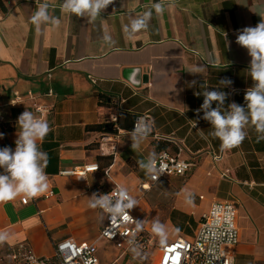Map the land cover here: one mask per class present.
<instances>
[{"label":"crops","instance_id":"obj_1","mask_svg":"<svg viewBox=\"0 0 264 264\" xmlns=\"http://www.w3.org/2000/svg\"><path fill=\"white\" fill-rule=\"evenodd\" d=\"M42 3L60 19L59 27L47 24L38 30L32 23ZM62 3L0 0V148L15 150L18 117L26 110L51 128L38 142L48 156L49 190L28 198L27 205L23 195L0 203V234L7 236L0 242V264H20L10 255L21 245L52 258L65 239L96 243L106 217L89 207L88 199L115 184L139 199V216L140 202L148 205L142 195L152 187L158 192L153 204L165 212L167 242L192 238L214 202L234 203L240 230L235 264H264V140L248 126L239 146L221 151L203 112L197 114L204 100L198 94L205 88L223 91L225 108L233 102L245 106V93L254 83L248 72L251 57L236 38L264 19V0H112L95 20L64 13ZM155 3L164 5L163 13H156ZM149 11L147 27L134 31L133 20ZM105 34L111 41L104 40ZM225 78L231 85L219 87ZM50 90L54 96H47ZM29 92L36 94L35 101ZM16 96L20 100L12 103ZM34 105L53 108L41 115ZM117 113L148 117L149 133L88 130L115 123ZM163 151L196 166L186 178L150 184V173L138 162L150 157L154 162ZM90 164L100 170L84 179L64 174ZM160 183L178 186L172 194L157 188ZM103 242L115 249L101 241L99 253ZM120 259L116 255L111 264Z\"/></svg>","mask_w":264,"mask_h":264},{"label":"clouds","instance_id":"obj_2","mask_svg":"<svg viewBox=\"0 0 264 264\" xmlns=\"http://www.w3.org/2000/svg\"><path fill=\"white\" fill-rule=\"evenodd\" d=\"M111 3L112 0H63L61 10L76 17L95 20ZM48 7L46 3L40 4L31 17L38 30L43 25L59 27L61 23L58 17L49 15ZM152 7L158 14L165 10L162 3H155ZM151 15L149 11L143 17L133 20L132 29L135 31L146 28ZM104 40L111 41V37L105 34ZM236 43L247 49L251 57L248 72L254 83L245 93V106L233 102L225 108L226 94L223 91L205 88L198 94L203 95L204 100L197 109V114L203 112L202 119L208 121L212 128L209 135L220 141L221 151L239 146L247 135L245 129L248 126L254 127L258 133V140H264V19L255 27L249 26L240 30ZM195 83L193 81V84ZM231 83V80L225 78L219 81V87H228ZM195 126L196 123L193 124V127ZM18 128L15 150L8 146L0 148V169L3 170L0 172V203L13 201L20 195L37 198L49 190V178L45 171L48 156L40 149L38 142L51 131L50 125L26 110L18 117ZM3 136L4 134L0 133V139ZM139 139L138 136L136 142L132 143L133 149L138 147ZM138 164L149 173L154 171L151 157L147 162L140 161ZM112 192H115V196ZM112 192L93 193L88 199L89 207L100 208L110 216L111 222L121 216L129 218L128 211L137 205L136 200L123 186H116ZM188 203H191V194L188 195ZM135 222L137 228L141 229L143 222ZM152 231L160 237L161 245H164L167 238L165 226L158 221L154 222ZM6 239V234H0V242ZM132 251L136 255L139 254L136 247H133Z\"/></svg>","mask_w":264,"mask_h":264},{"label":"built area","instance_id":"obj_3","mask_svg":"<svg viewBox=\"0 0 264 264\" xmlns=\"http://www.w3.org/2000/svg\"><path fill=\"white\" fill-rule=\"evenodd\" d=\"M47 96H54L53 91L50 90ZM28 97L33 101L37 98L32 92L28 93ZM18 100L20 98L16 96V100L12 103ZM52 108V106L47 108L33 106L34 112L41 115L44 111L49 113ZM134 131L142 135L148 134L150 131L149 118H138L134 124ZM214 159L218 160L220 157L214 156ZM195 166L194 162L163 151L153 162L154 171L149 176L150 184L171 178H186ZM99 170L98 164H90L64 172V174L84 179L88 173ZM105 173L108 175L107 170ZM116 186L119 187L115 184L103 194L111 193ZM142 189L148 190L149 187L144 185ZM128 193L137 202V205L128 211L131 218L121 216L118 220L111 222L110 216L103 212L106 222L96 243L81 245L71 238L65 239L56 245L55 255L52 258L38 257L31 249L21 245L10 255V258L20 264H102L98 248L101 241L113 244L115 249L121 253L120 258L125 257L133 247L148 248L152 243L149 239V230L144 223L142 228L138 229L135 222H142L141 215L136 213L139 199L130 192ZM112 195L115 196V192H112ZM28 203L29 199L24 197L22 204L27 205ZM239 240L240 230L236 205L228 201H217L203 216L192 238L180 237L158 248L159 258L156 264H235V250Z\"/></svg>","mask_w":264,"mask_h":264},{"label":"rangeland","instance_id":"obj_4","mask_svg":"<svg viewBox=\"0 0 264 264\" xmlns=\"http://www.w3.org/2000/svg\"><path fill=\"white\" fill-rule=\"evenodd\" d=\"M161 186H163L164 191L169 190V192L173 194L177 189L178 185H162L161 183L156 185L157 188ZM156 195H158V192L156 194V191L152 187L148 194L145 193L144 195H142V198H144V200L148 202V205L145 202H140V214L142 222L149 230V239L152 241V243L146 249L137 248V251L139 253L138 255H136L131 249L125 257L123 256L120 259L119 264H156L159 258L158 248L161 246V243L160 237L152 231V226L154 222L158 221L165 226L167 233L166 242L169 238L170 233V229L167 227L165 222V212H163L159 208L154 207L153 200L155 197H157ZM99 254L102 255L101 259L102 261H104L103 264H111L112 262H114L115 256H120L121 253L116 249H113L111 245L110 247H108L106 242H103L101 244Z\"/></svg>","mask_w":264,"mask_h":264},{"label":"trees","instance_id":"obj_5","mask_svg":"<svg viewBox=\"0 0 264 264\" xmlns=\"http://www.w3.org/2000/svg\"><path fill=\"white\" fill-rule=\"evenodd\" d=\"M136 120V115L130 113H117V120L115 123H104L91 126L88 127V130L104 134H116L119 129L126 131H134V124Z\"/></svg>","mask_w":264,"mask_h":264},{"label":"water","instance_id":"obj_6","mask_svg":"<svg viewBox=\"0 0 264 264\" xmlns=\"http://www.w3.org/2000/svg\"><path fill=\"white\" fill-rule=\"evenodd\" d=\"M144 80H147V78H146V77H144Z\"/></svg>","mask_w":264,"mask_h":264}]
</instances>
